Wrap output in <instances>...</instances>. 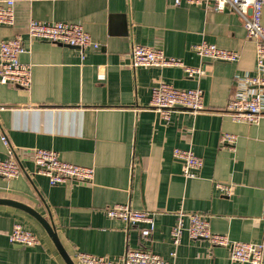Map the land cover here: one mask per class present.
Segmentation results:
<instances>
[{
  "label": "crops",
  "instance_id": "crops-1",
  "mask_svg": "<svg viewBox=\"0 0 264 264\" xmlns=\"http://www.w3.org/2000/svg\"><path fill=\"white\" fill-rule=\"evenodd\" d=\"M13 1L15 22L0 26V41L22 37L27 52L19 61L29 66L31 81L27 89L0 84V134L21 172L14 179L0 178V200L27 206L52 224L74 264L78 252L115 259L131 249L167 260L179 212L206 216L213 234L264 245V114L258 124L249 125L233 122L225 112L231 98L257 90L264 96L263 89L242 84L243 78L260 73L254 41L246 38L235 13L208 5L176 6L174 0ZM30 20L80 24L99 48L80 54L65 45L29 40ZM201 42L233 51L238 59H200L191 48ZM134 44L160 49L203 74L189 77L180 67L132 69ZM99 68H104V81L97 80ZM158 82L201 90L208 109L197 114L177 109L164 121L149 108L150 90ZM225 133L237 137L231 148L220 146ZM175 148L201 158L196 178L182 177L181 163L172 155ZM34 149L93 167L92 183L49 185L35 172ZM6 158L0 141V160ZM217 185L229 186V195ZM114 204L153 214L151 236L141 237L142 224L130 227L108 218L104 209ZM14 224L32 232L39 244L9 243ZM0 264L66 262L34 217L0 204ZM175 264L241 263L230 260L228 248L192 241L184 232Z\"/></svg>",
  "mask_w": 264,
  "mask_h": 264
},
{
  "label": "built area",
  "instance_id": "built-area-1",
  "mask_svg": "<svg viewBox=\"0 0 264 264\" xmlns=\"http://www.w3.org/2000/svg\"><path fill=\"white\" fill-rule=\"evenodd\" d=\"M185 3L188 5H208L214 11L229 10L235 13L242 22L247 39L255 44V65L259 76L245 77L242 84L256 86L264 90V28L262 17L264 14V0H174L176 6ZM15 22L14 1H0V26L11 27ZM26 36L29 40L43 41L49 44L65 45L76 49L80 54L88 50H97L99 45L93 41L80 24L63 22L45 23L30 20L26 26ZM191 51L200 59L211 62H236L237 53L216 47L213 44L201 42L192 46ZM22 37L15 35L11 39L0 41V84L12 85L18 88H29L31 81L30 68L19 61V56L26 53ZM130 67L183 68L187 76L202 75L198 69L187 68L182 62L168 57L160 49L134 44L130 50ZM97 80H105L104 68H99ZM149 108L157 112L164 121H169L174 110L181 109L190 114L205 111L203 93L199 89H176L171 85L158 82L151 88ZM264 96L257 90L247 97L231 98L225 108L233 122L258 124L263 116ZM237 137L232 134H222L219 139L221 147L231 148ZM1 143L7 148V158L0 160V178L5 180L20 176L18 161L14 158L13 149L9 146L6 137L0 134ZM173 158L181 163V175L185 179L196 178L202 166L201 158L192 151L175 148ZM33 164L36 174L45 177L49 185L56 186L65 183L91 184L95 170L93 167L74 165L62 161L59 155L52 150L34 149ZM222 195H229L230 187L217 185ZM105 215L119 220L130 227L142 224L140 235L142 238L151 236L154 230L153 214L147 211L132 209L129 205L114 204L104 209ZM176 223L170 231L173 250L169 259H164L145 249L127 250L115 259L78 252L75 254V264H175L176 248L179 246L184 232L192 241L207 240L212 246L226 247L232 262L241 264H261L264 245L232 241L228 236L213 234L209 228L206 216L199 213L179 212ZM186 222V224H185ZM8 241L11 244L23 247H33L39 244L38 238L20 224H14Z\"/></svg>",
  "mask_w": 264,
  "mask_h": 264
},
{
  "label": "water",
  "instance_id": "water-1",
  "mask_svg": "<svg viewBox=\"0 0 264 264\" xmlns=\"http://www.w3.org/2000/svg\"><path fill=\"white\" fill-rule=\"evenodd\" d=\"M14 158H15V156H14ZM15 160H16V158H15ZM18 166L20 168V164L19 163H18ZM0 204H6V205L17 207L19 209L24 210L25 212L30 214L32 217H34L37 220V222H39V224L46 231V233L48 234L49 238L53 242L55 248L59 252L60 256L63 258V260L66 262V264H74L73 261L69 258V256L66 254V252L62 248V246H61V244H60V242L58 240V237H57V235H56V233L54 231V228H53L52 224H50L49 222H47L46 220L41 218V216H39L37 213H35L33 210H31L27 206H24V205H22L20 203L7 201V200H0Z\"/></svg>",
  "mask_w": 264,
  "mask_h": 264
}]
</instances>
